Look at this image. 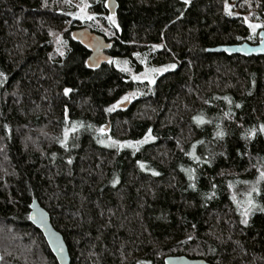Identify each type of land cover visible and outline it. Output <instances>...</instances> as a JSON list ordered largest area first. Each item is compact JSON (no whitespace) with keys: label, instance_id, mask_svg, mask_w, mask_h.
<instances>
[{"label":"trees","instance_id":"16d2710c","mask_svg":"<svg viewBox=\"0 0 264 264\" xmlns=\"http://www.w3.org/2000/svg\"><path fill=\"white\" fill-rule=\"evenodd\" d=\"M84 1L114 42L94 70L78 0H0V264H59L36 200L72 264H264V56L209 52L257 44L264 0H117L114 23ZM144 57L167 69L153 86L118 68Z\"/></svg>","mask_w":264,"mask_h":264},{"label":"water","instance_id":"95a60500","mask_svg":"<svg viewBox=\"0 0 264 264\" xmlns=\"http://www.w3.org/2000/svg\"><path fill=\"white\" fill-rule=\"evenodd\" d=\"M119 8L117 0H108L106 10L111 17H115ZM72 39L89 52L87 65L89 69H98L110 63L112 56L109 51L114 42L109 41L101 34L86 28H79L72 32ZM259 43L251 45L242 43L238 45L219 46L209 49L210 53L226 54L227 56H242L246 58L264 56V30L259 32ZM127 104L122 105L126 108ZM110 132V124L108 125ZM30 222L44 236L49 248L59 264H72L68 245L63 235L52 224L50 214L36 200L31 205ZM165 264H210L202 259H190L186 256H172L165 260Z\"/></svg>","mask_w":264,"mask_h":264},{"label":"rangeland","instance_id":"374dc122","mask_svg":"<svg viewBox=\"0 0 264 264\" xmlns=\"http://www.w3.org/2000/svg\"><path fill=\"white\" fill-rule=\"evenodd\" d=\"M83 2V3H81ZM189 2V0H188ZM77 5V13H76V17L81 20L82 23H84V27L86 29H92L95 28L97 24H99V19L97 18V15L94 13V11L92 10V8L90 7L91 4L88 3L87 1L85 2L84 0H78V3H76ZM228 9L229 12H234V14L236 16H240L239 12H237V10H234V4L233 2L228 4ZM244 20L247 23V25H258V27L256 28H251L252 32H260L261 30H264V21L260 18V15L256 14L255 12H251L248 15L244 16ZM109 39V38H108ZM58 42H60V52L63 53V50H65L67 48V45L65 42H63V40L61 38H58ZM160 48V47H158ZM141 64L143 66V70L142 72L138 73L135 71V69L132 68L131 64L129 62H121L118 61V68L123 71L124 73L130 75L132 78L133 77H138L137 79H134V81L136 82H146L149 84V86H153L157 77L164 74L167 69L166 68H155L151 65H149L147 58H142L141 60ZM166 69V70H165ZM156 70V71H153ZM154 81V83H150L149 81ZM145 93V90H137L136 93L132 94L131 97H127V99L122 100V104H127L129 101H132L133 99H136L138 97H140L141 95H143ZM121 105V104H120ZM264 129V128H263ZM264 133V130H263ZM109 140V139H108ZM110 144H112L113 146L116 145L113 141L109 140ZM124 144L120 143L119 147L120 149L124 148ZM264 176V175H263ZM250 195L247 196V198L245 200H243V202L238 201V205L243 213V215L248 218L249 214L252 211V206L254 204V201L250 200Z\"/></svg>","mask_w":264,"mask_h":264},{"label":"snow or ice","instance_id":"6c2138e0","mask_svg":"<svg viewBox=\"0 0 264 264\" xmlns=\"http://www.w3.org/2000/svg\"><path fill=\"white\" fill-rule=\"evenodd\" d=\"M184 2L185 3H187L188 2V0H184ZM226 10H227V5H226ZM108 19L110 20V21H112L113 23L115 22L114 20H113V17H108ZM249 27H251V28H256V27H258V25H249ZM174 67V66H173ZM166 70V69H165ZM153 71H156V70H153ZM138 77H133V79H137ZM150 83H154V81H149ZM70 91V89H65V94L67 95L68 94V92ZM125 99H127V97H125ZM109 110H111V109H109ZM262 130H264V129H262ZM101 131H103V129L101 130ZM243 223H247V221L245 220V221H242Z\"/></svg>","mask_w":264,"mask_h":264},{"label":"bare ground","instance_id":"6f19581e","mask_svg":"<svg viewBox=\"0 0 264 264\" xmlns=\"http://www.w3.org/2000/svg\"><path fill=\"white\" fill-rule=\"evenodd\" d=\"M258 43H259V42H258ZM258 43H257V44H258ZM251 45H252V44H251ZM255 45H256V44H255Z\"/></svg>","mask_w":264,"mask_h":264}]
</instances>
